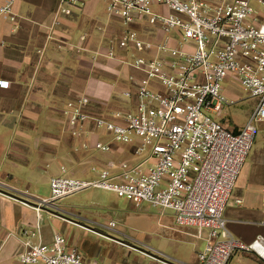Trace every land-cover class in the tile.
<instances>
[{"label":"built area","instance_id":"1","mask_svg":"<svg viewBox=\"0 0 264 264\" xmlns=\"http://www.w3.org/2000/svg\"><path fill=\"white\" fill-rule=\"evenodd\" d=\"M57 1L52 27L75 0ZM13 2L0 5V16L12 23ZM105 10L126 27L117 46L144 53L133 52L124 62L141 74L134 90L123 92L133 105L92 116L82 109L88 102L82 97L68 102L64 114L73 134L78 123L90 119L114 142L137 139L132 153L142 159L92 167L93 179L53 176L49 198L39 199L35 209L84 189L107 190L135 206L171 210L177 226L195 228L198 237L204 234L198 264H228L236 252L264 264V238L242 243L231 235L223 215L253 144L255 123L264 121V27L256 23L264 17V0H108ZM142 22L150 27L146 39L131 28ZM106 56L114 58L111 48ZM228 78L255 100L249 120L235 132L211 116L230 103L222 93ZM96 148L110 149L108 144ZM39 223L37 215L35 228L22 231L25 249L17 264H93L59 233L49 244L33 242Z\"/></svg>","mask_w":264,"mask_h":264},{"label":"crops","instance_id":"2","mask_svg":"<svg viewBox=\"0 0 264 264\" xmlns=\"http://www.w3.org/2000/svg\"><path fill=\"white\" fill-rule=\"evenodd\" d=\"M5 1L0 0V5ZM107 1L75 0L55 27L57 0H14L15 22L0 16V81L4 82L0 85V264H17L25 249L21 233L35 228L37 215L39 237L33 242L49 244L59 233L68 246L81 249L89 263L198 264L204 234L198 237L195 228L177 226L174 218L171 234L156 237L157 246L147 247L144 242L123 240L120 236H127L121 230L85 216L76 203L63 201L35 209L39 199H46L40 193L49 190L51 177L93 179L97 172L92 167H115L133 155L128 145L137 139L114 142L90 119L78 123L73 134L64 114L68 102L82 97L88 99L82 109L92 116L133 105L134 99L123 92L133 91L141 74L124 62L133 52L144 53L117 46L126 27L120 17L107 14ZM131 28L148 38L147 23ZM110 48L111 59L106 56ZM222 93L230 101L225 107L231 115V126L226 122L222 126L238 131L249 120L255 100L247 116L237 119L238 97L223 87ZM255 127L253 144L223 213L227 229L242 243L264 238V121ZM96 144H108L110 149H98ZM99 241L102 247L96 245ZM228 264L262 263L251 254L236 252Z\"/></svg>","mask_w":264,"mask_h":264},{"label":"rangeland","instance_id":"3","mask_svg":"<svg viewBox=\"0 0 264 264\" xmlns=\"http://www.w3.org/2000/svg\"><path fill=\"white\" fill-rule=\"evenodd\" d=\"M259 20V26L264 27V17H260ZM222 87L225 92L238 97L237 102L241 111L237 119L246 117L253 104L252 98H250L236 82L232 81V79L225 80L222 83ZM211 116L221 125L226 122L227 126H231L229 123V117H231V115L228 111V107H224L221 111ZM131 143L132 144L128 145V148H134L135 142ZM141 159L142 156L139 157L131 154L128 155L127 158V160H130L129 162L136 163ZM102 191L107 190L95 188L84 189V191H79L63 198L51 200L50 203L59 204L63 201L73 202L76 203L77 209H79L82 214L97 220L99 224H107L112 221L113 226L111 227L121 230L127 237H120L131 244L135 243L141 245L139 242H144L148 244L146 245L147 247H153L157 246L156 237L168 236L171 234L170 228L175 225L172 223V218L175 216L173 211L155 208L147 203H141L139 206H135L130 200L118 197L110 191L105 192V196H101ZM49 196V190L40 193V197L48 199ZM160 223L161 225L164 224L166 227L159 225ZM91 225L88 226L92 227ZM91 241L94 242L93 240ZM96 245L102 247L100 241L97 242ZM138 245L135 246L139 247ZM142 246L145 245L143 244Z\"/></svg>","mask_w":264,"mask_h":264},{"label":"water","instance_id":"4","mask_svg":"<svg viewBox=\"0 0 264 264\" xmlns=\"http://www.w3.org/2000/svg\"><path fill=\"white\" fill-rule=\"evenodd\" d=\"M164 260H165V261H168L169 259H167V258H164Z\"/></svg>","mask_w":264,"mask_h":264}]
</instances>
